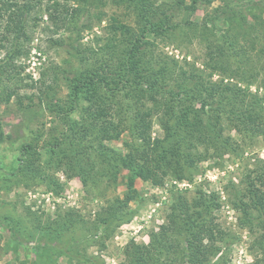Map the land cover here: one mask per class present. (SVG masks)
Segmentation results:
<instances>
[{
	"label": "trees",
	"instance_id": "trees-1",
	"mask_svg": "<svg viewBox=\"0 0 264 264\" xmlns=\"http://www.w3.org/2000/svg\"><path fill=\"white\" fill-rule=\"evenodd\" d=\"M47 1L65 8L62 12L57 10L60 16H56V24L62 23L72 33L80 34L86 29L79 26L83 10L75 5L87 0H63L64 5L60 0ZM116 1L130 12L132 21L112 19L106 28L108 35L94 37L84 48L80 43L74 45L70 55L78 67L65 71L66 98L56 101L50 96L41 98L42 104L64 125L63 140L70 141L74 150L82 139L91 144L88 151L95 152L97 164L90 162V166L76 168L74 161L64 155L70 171L81 176L86 187L89 184L100 187L99 182L114 187L121 165L129 171L124 198L117 199L98 216L94 231L102 232L108 231L113 223L130 220V204L140 199L136 187L139 179L155 183L163 167L167 171L184 172L187 163L195 164L193 155L200 146L209 149L212 138L220 141L219 145L228 146V141H222L225 128L244 137L264 135V96L234 83L241 79V71L246 73L256 60L262 61L264 47L253 57L250 52L256 50L253 43L244 46L241 55V51L233 52L237 50L236 43L216 46L214 42L217 33L223 32V24L231 28L234 23L244 32L243 38L250 35L260 39L264 34V0H221L223 6L208 13L202 23L186 21L183 17L185 13L193 17L201 0H191L190 4L187 0H177L169 7L157 6L155 0ZM205 1L212 4L215 0ZM41 4L42 0H0V48L5 43L12 45L13 57L22 51L19 43L26 36L35 8ZM177 18L183 23L176 21ZM183 27L192 34L201 29L200 34L207 40L202 69L187 59L184 62L171 59L158 47L159 38L181 33ZM54 45L62 46V43L55 41ZM9 61L0 64V71L9 67ZM215 75L220 77L219 81L213 80ZM80 109L88 118L82 117L83 124L72 118ZM112 115L117 118H110ZM154 118L165 134L163 140L156 141L167 144L162 152H156L149 136ZM124 127L132 130L137 140L126 144L128 154L104 144L94 146L96 141L118 140ZM65 128L78 139L71 134L67 136ZM3 137L0 124V141ZM62 139L57 138L55 148L49 153L64 151ZM37 141L38 138L33 139L24 148L35 155L40 153ZM248 197L255 212L244 201L241 210L250 225L264 230V170L260 178L250 181ZM178 200L172 208L169 225L152 234L149 245L131 243L125 247L126 264H229L226 254L229 234L212 219L217 210L216 197L199 191L191 205L181 194ZM68 223L83 222L71 218ZM260 238L263 246L264 234ZM77 243L79 240L72 238L59 248L72 259L85 258L67 246Z\"/></svg>",
	"mask_w": 264,
	"mask_h": 264
},
{
	"label": "rangeland",
	"instance_id": "rangeland-1",
	"mask_svg": "<svg viewBox=\"0 0 264 264\" xmlns=\"http://www.w3.org/2000/svg\"><path fill=\"white\" fill-rule=\"evenodd\" d=\"M155 1L157 6L169 7L177 0ZM64 2L60 0L61 5ZM190 3L191 0H187V4ZM39 6L27 24L26 36L19 43L22 51L13 57L12 45L5 43L6 48H0V64L12 58L9 67L0 71V124L4 132L0 141V264H126L125 247L131 243L149 245L152 234L169 225L172 208L179 202L180 194L191 205L199 191L216 197L217 210L212 219L229 234V252L225 251L229 264H264V245L260 246L264 230L250 225L241 210L244 201V205L255 212L248 197V186L250 181L260 178L264 170V135L244 137L230 128H225L222 139L230 143L228 146L223 147L212 138L209 149L200 146L199 152L193 155L195 164L187 163L184 172L167 171L163 167L157 182L139 179L136 187L140 199L130 204V220L113 223L105 232L94 231L98 216L117 199L124 198L129 171L121 165L114 187L103 182H99L100 187L91 184L86 187L81 176L70 171V163L65 162L64 155L74 161L76 168L90 166V162L97 164L95 152L88 151L91 144L82 139L74 150L70 141L63 140L64 125L42 104L41 98L50 96L55 101L66 98L65 71L78 67L70 55L74 45L80 43L84 48L94 37L108 35L106 28L112 19L127 23L132 19L125 6L118 5L116 0H87L75 5L83 10L79 26L86 28L78 34L68 31L62 23H55L56 16H60L57 10L62 12L65 8L47 0H42ZM219 6H223L221 0L212 4L201 0L197 13L193 17L183 14L184 20L202 23L206 15ZM176 21L183 23L180 18ZM188 29L183 27L181 33L159 38L158 47L171 59L179 62L187 59L202 69L207 40L200 34L201 29L193 34ZM222 30L214 38L216 46L236 43L237 50L233 52L241 51L242 55L244 46L253 43L256 45V50H250L253 57L262 52L264 34L260 39L250 35L243 38L244 32L239 31L237 23L231 28L223 24ZM55 41L62 46L54 45ZM245 72L241 71V79L234 83L264 96V58L256 60ZM213 80L219 81L220 77L215 75ZM82 117L88 119L82 109L72 115L80 124H83ZM65 129L67 136L71 134L78 139ZM120 132L118 140L93 144L96 148L104 144L128 154L126 144L137 143V140L128 127ZM164 135L154 118L149 136L156 152L167 147L166 143L156 142L163 140ZM35 138L42 150L36 155L24 148ZM57 138L63 140L61 149L64 151L52 155L49 151L55 148ZM71 218L83 223H68ZM72 238L79 243L67 246L84 254L85 258L72 259L59 248Z\"/></svg>",
	"mask_w": 264,
	"mask_h": 264
}]
</instances>
